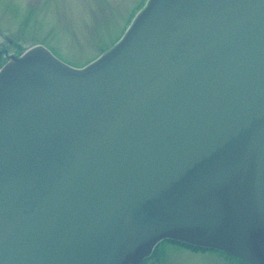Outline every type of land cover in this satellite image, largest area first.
Returning <instances> with one entry per match:
<instances>
[{
	"label": "water",
	"instance_id": "water-1",
	"mask_svg": "<svg viewBox=\"0 0 264 264\" xmlns=\"http://www.w3.org/2000/svg\"><path fill=\"white\" fill-rule=\"evenodd\" d=\"M162 240L264 264V0H149L76 69H0V264H138Z\"/></svg>",
	"mask_w": 264,
	"mask_h": 264
},
{
	"label": "rangeland",
	"instance_id": "rangeland-1",
	"mask_svg": "<svg viewBox=\"0 0 264 264\" xmlns=\"http://www.w3.org/2000/svg\"><path fill=\"white\" fill-rule=\"evenodd\" d=\"M147 0H0V63L7 55L41 45L80 68L123 37ZM166 264H230L215 254L191 255L175 248ZM233 264H242L234 259Z\"/></svg>",
	"mask_w": 264,
	"mask_h": 264
},
{
	"label": "flooded vegetation",
	"instance_id": "flooded-vegetation-1",
	"mask_svg": "<svg viewBox=\"0 0 264 264\" xmlns=\"http://www.w3.org/2000/svg\"><path fill=\"white\" fill-rule=\"evenodd\" d=\"M9 57V55H7ZM166 245V246H165ZM163 245L162 247L159 246L154 249L152 254L142 260L139 264H166V256L168 249L175 248L176 250H180L181 252H187L191 255H207V254H215L221 257L226 262H229L230 264H233V257L230 255H227L223 252L214 251V250H207V249H199L195 247H187L182 246L177 243L168 242L167 244Z\"/></svg>",
	"mask_w": 264,
	"mask_h": 264
}]
</instances>
